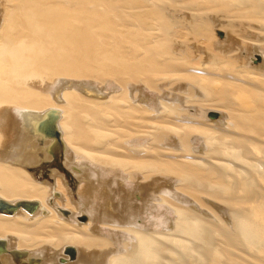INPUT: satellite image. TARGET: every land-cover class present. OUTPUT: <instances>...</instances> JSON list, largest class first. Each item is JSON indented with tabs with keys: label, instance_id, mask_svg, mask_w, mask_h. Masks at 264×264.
Instances as JSON below:
<instances>
[{
	"label": "bare ground",
	"instance_id": "bare-ground-1",
	"mask_svg": "<svg viewBox=\"0 0 264 264\" xmlns=\"http://www.w3.org/2000/svg\"><path fill=\"white\" fill-rule=\"evenodd\" d=\"M0 198V264H264V0H0Z\"/></svg>",
	"mask_w": 264,
	"mask_h": 264
},
{
	"label": "water",
	"instance_id": "water-1",
	"mask_svg": "<svg viewBox=\"0 0 264 264\" xmlns=\"http://www.w3.org/2000/svg\"><path fill=\"white\" fill-rule=\"evenodd\" d=\"M52 112V111H51ZM49 114V118L51 119L50 121V125L52 128H46L45 126V122L44 123H40L39 124V129H41L43 131V133L48 134V135H52V137H54L57 141V143H59V132L58 129L55 127L54 125V120H55V113H51ZM216 113L211 112L209 115L210 116H214ZM60 166V165H59ZM38 203L37 201H29V200H19L15 203H8L4 200H2L0 198V211H6L8 213H12L15 209H17L18 207H23L24 209H26L29 212H32L34 209H36ZM3 249V246H0V250ZM66 252L69 254L70 258H74L75 256V249L73 247H68L66 249Z\"/></svg>",
	"mask_w": 264,
	"mask_h": 264
},
{
	"label": "rangeland",
	"instance_id": "rangeland-1",
	"mask_svg": "<svg viewBox=\"0 0 264 264\" xmlns=\"http://www.w3.org/2000/svg\"><path fill=\"white\" fill-rule=\"evenodd\" d=\"M223 23L226 24L225 22H223ZM217 37H218V34H217ZM255 60L258 61L257 58H255ZM54 158H55L54 161L50 162L49 164H45L43 166H39V168H36V169L33 170L36 173L37 177L43 178V180L52 181V178H51L50 175L52 174V171L54 169L55 170H60L59 169V167H60L59 165H61V167L65 168V170H66V166L64 164L63 155H61V156L57 155V157H54ZM69 173H70L69 174L70 176L66 180L70 181L71 185L77 189L78 188L77 186H79V180L77 179L76 176L74 177L72 172L69 171Z\"/></svg>",
	"mask_w": 264,
	"mask_h": 264
}]
</instances>
